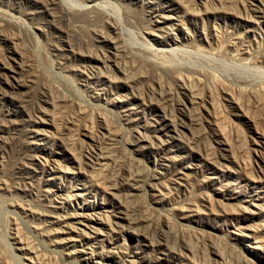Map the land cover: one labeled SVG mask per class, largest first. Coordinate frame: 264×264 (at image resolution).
<instances>
[{
    "label": "rangeland",
    "instance_id": "rangeland-1",
    "mask_svg": "<svg viewBox=\"0 0 264 264\" xmlns=\"http://www.w3.org/2000/svg\"><path fill=\"white\" fill-rule=\"evenodd\" d=\"M0 264H264V0H0Z\"/></svg>",
    "mask_w": 264,
    "mask_h": 264
},
{
    "label": "bare ground",
    "instance_id": "bare-ground-1",
    "mask_svg": "<svg viewBox=\"0 0 264 264\" xmlns=\"http://www.w3.org/2000/svg\"><path fill=\"white\" fill-rule=\"evenodd\" d=\"M84 11H74L73 13H72V15L75 17V18H77V17H80V16H84Z\"/></svg>",
    "mask_w": 264,
    "mask_h": 264
}]
</instances>
